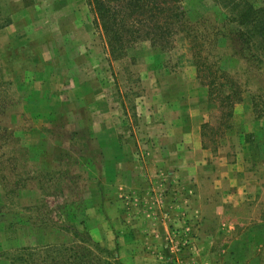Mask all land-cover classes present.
<instances>
[{
    "label": "rangeland",
    "instance_id": "1",
    "mask_svg": "<svg viewBox=\"0 0 264 264\" xmlns=\"http://www.w3.org/2000/svg\"><path fill=\"white\" fill-rule=\"evenodd\" d=\"M227 1L180 4L195 26L218 27ZM7 18L0 264L13 246L70 243L75 229L124 264H207L198 232L217 225L215 158L264 169V108H252L248 86L241 100L221 105L207 86L219 72L195 64L182 34L159 44L141 38L113 57L86 0H1L0 23ZM15 172L24 185L1 197ZM211 206V218L200 220Z\"/></svg>",
    "mask_w": 264,
    "mask_h": 264
},
{
    "label": "trees",
    "instance_id": "2",
    "mask_svg": "<svg viewBox=\"0 0 264 264\" xmlns=\"http://www.w3.org/2000/svg\"><path fill=\"white\" fill-rule=\"evenodd\" d=\"M86 3L94 11L95 24L102 30L113 57L124 54L141 38L157 43L182 34L189 40L191 55L200 59H193L195 64L214 66L219 72L207 82L210 96L214 95L221 105L231 107L241 100V85H246L252 108H264V0L258 3L228 0L230 12L224 16L223 26L218 27L195 26L196 22L190 19L180 0H86ZM8 21L0 23V28ZM228 50L230 56L228 53L223 57ZM229 62L237 64L227 65ZM240 70L243 72L239 73ZM228 71L233 73L230 75ZM16 154L13 148L9 155L16 157ZM5 160L0 154L1 176ZM14 177L12 187L5 188L2 184L1 197L7 192L17 196L24 184L16 172ZM29 222L34 223L31 217ZM74 231L70 243L40 240L32 245L13 246L6 253L8 264H124L113 250Z\"/></svg>",
    "mask_w": 264,
    "mask_h": 264
},
{
    "label": "crops",
    "instance_id": "3",
    "mask_svg": "<svg viewBox=\"0 0 264 264\" xmlns=\"http://www.w3.org/2000/svg\"><path fill=\"white\" fill-rule=\"evenodd\" d=\"M6 24H9V21ZM192 150L196 154L194 146ZM193 157L192 155V159ZM220 157L218 154L214 163L219 162L221 168L211 167L209 170L210 173H214V191L222 198L214 202L216 209L212 218L217 220V225L215 231L198 232V236L206 239L208 245L202 248V253L206 256L204 262L264 264V169L239 168L233 160L227 162L219 160ZM198 168L194 167L195 170L192 171V176H196L197 180L200 178ZM211 208L212 206L200 215V220L206 221L211 218L209 217ZM226 208H240L242 213L227 214ZM201 247L203 245H200V248L198 246V249ZM166 264H170V261L168 260Z\"/></svg>",
    "mask_w": 264,
    "mask_h": 264
}]
</instances>
